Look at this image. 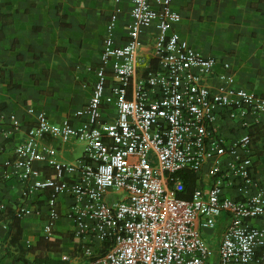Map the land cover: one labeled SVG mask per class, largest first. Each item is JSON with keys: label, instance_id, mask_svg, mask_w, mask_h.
I'll return each mask as SVG.
<instances>
[{"label": "built area", "instance_id": "2783aa9c", "mask_svg": "<svg viewBox=\"0 0 264 264\" xmlns=\"http://www.w3.org/2000/svg\"><path fill=\"white\" fill-rule=\"evenodd\" d=\"M132 1L123 44L114 38L120 8L111 15L89 102L59 124L40 113L15 158L0 164V181L24 185L12 214H32L27 199L50 189V234L61 216L58 199L69 196L67 216L87 258L71 264H210L214 250L206 232L227 216L218 264H263L264 171L255 164L249 129L264 117V95L238 87L228 62L217 72V58L180 37L182 16L173 0ZM153 26L157 68L139 77L140 36ZM214 77L229 87L212 89ZM8 119L15 131L23 125L14 113ZM225 120L244 130L231 143L221 132ZM47 136L75 139L82 156L56 160ZM191 173L196 185L188 190L184 178ZM6 209L1 202L0 211ZM88 238L110 247L95 252Z\"/></svg>", "mask_w": 264, "mask_h": 264}, {"label": "crops", "instance_id": "0c3cea01", "mask_svg": "<svg viewBox=\"0 0 264 264\" xmlns=\"http://www.w3.org/2000/svg\"><path fill=\"white\" fill-rule=\"evenodd\" d=\"M132 6V0H0V164L15 158L16 146L26 140L40 113L59 124L89 102L102 65V42L111 15L120 8L114 38L123 44L128 40ZM172 7L182 16L176 30L183 40L201 54L217 58V72H223L221 63L228 62L238 87L264 95V0H173ZM156 35L154 26L141 33L139 77L157 68ZM208 84L214 90L229 87L216 77ZM12 113L23 123L16 131L8 119ZM259 124L264 125V117ZM220 125L229 143L244 134L231 121H220ZM43 141L56 149L55 159L60 162H75L83 154V145L75 139L62 142L47 136ZM253 152L257 168L264 171V138L254 145ZM37 166L46 176L56 177L51 166ZM23 186L16 179L0 181V203L7 204V209L0 211V264H25L15 258L19 247L29 249L40 237L49 235L48 199L52 192L46 189L27 199L35 212L21 219L19 242L11 240L12 208L20 203ZM70 203L69 196L59 197L61 216L52 225L53 231L65 235L63 249L46 255L66 264L82 263L87 260L84 243L76 239L75 223L67 216ZM227 221L228 217L222 216L217 231L206 232L214 255L217 252L214 264H218V244ZM212 234L218 237L213 239ZM85 242L95 252L102 249L97 240ZM39 253L30 252L26 258L33 261Z\"/></svg>", "mask_w": 264, "mask_h": 264}, {"label": "trees", "instance_id": "16d2710c", "mask_svg": "<svg viewBox=\"0 0 264 264\" xmlns=\"http://www.w3.org/2000/svg\"><path fill=\"white\" fill-rule=\"evenodd\" d=\"M250 134L252 137V147L256 145L261 139L264 138V125L262 124H254L251 125ZM261 153V152H259ZM196 176L194 174H186L184 180L187 184L188 190H192L196 185ZM184 197L188 198L189 195H183ZM11 232H12V238L11 240L14 243H18L21 239L23 228L21 225V219L13 215V220L11 223ZM70 237L73 238V236L70 234ZM65 235L51 231V233L48 236H42L39 238L37 245L34 247H31L29 249H24L23 247H19V254L15 256V258L18 261H23L25 264H66L65 261H55L53 259H50L46 254L48 252H61L63 249L62 240ZM110 245L106 244L103 247V252L107 251L109 249ZM37 251H40L41 253L37 254L35 259L33 261H29L26 258V255L30 252L36 253Z\"/></svg>", "mask_w": 264, "mask_h": 264}, {"label": "rangeland", "instance_id": "374dc122", "mask_svg": "<svg viewBox=\"0 0 264 264\" xmlns=\"http://www.w3.org/2000/svg\"><path fill=\"white\" fill-rule=\"evenodd\" d=\"M217 231V229L216 230H214V232H216ZM212 237H213V239L215 238V237H218L217 235H215V234H212L211 235ZM216 240H217V238H216ZM209 242V241H208ZM214 248H215V246H213ZM216 256H217V252L215 253V255L212 257V262H213V264H214V261H215V258H216Z\"/></svg>", "mask_w": 264, "mask_h": 264}]
</instances>
